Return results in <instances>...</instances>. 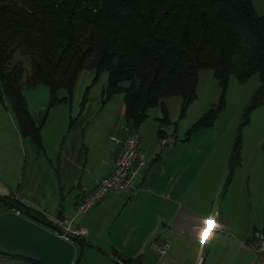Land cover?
I'll list each match as a JSON object with an SVG mask.
<instances>
[{
  "label": "trees",
  "instance_id": "16d2710c",
  "mask_svg": "<svg viewBox=\"0 0 264 264\" xmlns=\"http://www.w3.org/2000/svg\"><path fill=\"white\" fill-rule=\"evenodd\" d=\"M17 50L24 57L13 60ZM83 68L94 69L92 82L103 70L107 72L102 104L121 92L123 120L136 127L152 106L160 108V124L169 123L164 98L170 95L181 96L183 116L196 95L198 71L211 68L220 85L219 98L187 128V136L214 124L226 104L231 74L244 81L257 72L260 83L245 107L231 146L222 195L240 162V127L264 98V15L256 12L251 0H0V98L7 99L20 134L30 137L38 150L43 147L40 128L48 110L61 100H71ZM92 82L81 97L80 109ZM39 83L47 85L49 99L47 112L36 123L23 88ZM62 88L66 93L60 96ZM162 130L158 129L160 136ZM5 210H18L54 227L41 210L12 193H0V212ZM73 241L72 264H78L88 242L84 237ZM115 256L131 262L129 256ZM0 264L39 263L0 252Z\"/></svg>",
  "mask_w": 264,
  "mask_h": 264
},
{
  "label": "crops",
  "instance_id": "0c3cea01",
  "mask_svg": "<svg viewBox=\"0 0 264 264\" xmlns=\"http://www.w3.org/2000/svg\"><path fill=\"white\" fill-rule=\"evenodd\" d=\"M104 105L89 95L82 109L78 105L73 110V122L63 112L57 135L55 128L58 138L51 140L49 148L41 132V150L30 137L20 134L13 112L0 109V193H12L49 218H72L73 224L86 228L87 242L109 255L131 257L130 264H195L200 254L202 264H254V231L264 228V179L240 158L239 165L249 168L247 175H232L220 195V179L198 171L208 161L196 162L194 152L201 149L191 143L187 128L182 142L175 131L168 134L162 128L159 135V120L158 126L155 121L161 114L159 106L153 109L149 128L145 121L150 108L138 126L144 163L132 187L109 191L88 211L77 213L76 203L112 170L117 145L110 136L123 133L119 123L124 106L119 121L99 130L109 117L100 114ZM167 135L175 141L161 146L160 137ZM23 147L27 153L20 170ZM164 239L169 245L159 253Z\"/></svg>",
  "mask_w": 264,
  "mask_h": 264
},
{
  "label": "rangeland",
  "instance_id": "374dc122",
  "mask_svg": "<svg viewBox=\"0 0 264 264\" xmlns=\"http://www.w3.org/2000/svg\"><path fill=\"white\" fill-rule=\"evenodd\" d=\"M257 13L264 15V0H251ZM17 57H24L18 50L15 52L13 60ZM25 64L28 60L24 58ZM27 66V65H26ZM94 69L83 68L73 87L71 100L64 99L56 103L48 112L46 111L47 101L49 99V92L47 85L39 83L33 87H24L23 92L27 101V106L31 115L35 118L36 123L40 122V116L48 113V118L40 128L46 139V147L49 148L51 140H55L56 135L61 129V119H63V112L65 118H71L73 110H75L81 97L84 94L85 88L93 80ZM107 72L103 70L98 77L92 82L89 87L87 95L95 96L101 101L102 88L106 82ZM260 79L257 72L252 73L246 80L240 81L234 74L229 77L228 86L226 89V104L221 112L216 117L214 124L197 129L192 132L191 143L199 146L201 151L194 152L196 162L208 161L204 166L201 165L198 169L200 173L212 174L220 179V192L223 188L224 182L229 172L227 164L230 155L231 146L234 144L237 130L244 117V110L248 101L253 94L256 87L259 85ZM59 95L66 93L64 88L59 90ZM220 95V85L213 76L211 68H201L198 71V79L196 84V95L187 105L183 116L180 115L181 96L178 94L165 97V103L168 108L169 123L160 124L159 128H163L171 134L173 131L181 142L185 141L184 129L190 127L213 103L217 102ZM104 108L100 114L107 113L109 117L106 118L105 124L101 126L100 131L107 130L111 122H117L121 119L119 111L121 112L124 106L123 96L121 92L113 94L105 103ZM152 106L149 109V116L145 121L147 128L153 123V116L155 108ZM0 109L2 112H11L10 105L7 99L0 98ZM75 112V111H74ZM161 115V114H160ZM158 115V116H160ZM158 120L156 124L158 126ZM50 124L54 127L49 129ZM11 134V127L8 129ZM241 131V149L240 158L243 163L251 166L254 170V175L258 176L261 181L264 179V98L261 104L255 106L249 111L248 120L240 127ZM8 135V134H7ZM15 135V133H14ZM9 136V135H8ZM169 136V135H167ZM12 137V136H9ZM262 139L259 141V138ZM185 139V140H184ZM1 141V140H0ZM99 146H102L101 144ZM27 153L26 147L21 148L20 153V170H22L23 154ZM251 160V161H250ZM261 162V163H259ZM250 163V164H249ZM255 163V164H254ZM259 163V164H258ZM239 164L235 167L233 176L247 175L249 168ZM259 174V175H258ZM262 187V185H261ZM78 245V243H77ZM79 249V245H78ZM78 264H118L116 258L109 255L107 252L97 248L92 243L88 242L83 246L82 257Z\"/></svg>",
  "mask_w": 264,
  "mask_h": 264
},
{
  "label": "built area",
  "instance_id": "2783aa9c",
  "mask_svg": "<svg viewBox=\"0 0 264 264\" xmlns=\"http://www.w3.org/2000/svg\"><path fill=\"white\" fill-rule=\"evenodd\" d=\"M122 128V135L113 134L111 139L116 143L114 149V164L112 170L99 178L93 188L88 190L76 203L77 213L88 211L101 197L109 191L120 192L130 189L133 185V178L138 168L144 163L143 154L139 151L140 136L138 127L133 123L122 120L119 123ZM174 136L160 137V145L175 141ZM18 211V210H15ZM19 212V211H18ZM54 227L51 229L57 235L73 240L74 237H84L87 233L85 227L73 224V219H52ZM256 237L257 258L254 264H264V228L254 231ZM169 245V240L164 239L158 247L159 253H164ZM118 264H129L118 256L113 255ZM203 254H200L195 264H202Z\"/></svg>",
  "mask_w": 264,
  "mask_h": 264
},
{
  "label": "water",
  "instance_id": "95a60500",
  "mask_svg": "<svg viewBox=\"0 0 264 264\" xmlns=\"http://www.w3.org/2000/svg\"><path fill=\"white\" fill-rule=\"evenodd\" d=\"M0 252L39 264H72L76 245L18 211L5 210L0 212Z\"/></svg>",
  "mask_w": 264,
  "mask_h": 264
},
{
  "label": "snow or ice",
  "instance_id": "6c2138e0",
  "mask_svg": "<svg viewBox=\"0 0 264 264\" xmlns=\"http://www.w3.org/2000/svg\"><path fill=\"white\" fill-rule=\"evenodd\" d=\"M209 223V221H205V224L207 225ZM201 238H202V242H204L203 241V231H202V233H201Z\"/></svg>",
  "mask_w": 264,
  "mask_h": 264
}]
</instances>
